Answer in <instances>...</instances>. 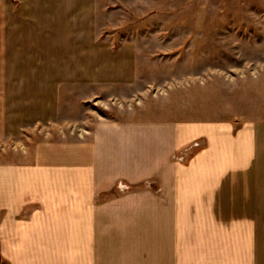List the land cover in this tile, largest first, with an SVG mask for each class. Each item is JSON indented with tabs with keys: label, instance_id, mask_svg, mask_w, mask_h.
<instances>
[{
	"label": "crops",
	"instance_id": "0c3cea01",
	"mask_svg": "<svg viewBox=\"0 0 264 264\" xmlns=\"http://www.w3.org/2000/svg\"><path fill=\"white\" fill-rule=\"evenodd\" d=\"M137 54L103 37L96 0H0V144L49 134L0 164V264H264V121L92 114ZM65 124L77 136L52 139ZM147 181L159 194L116 191Z\"/></svg>",
	"mask_w": 264,
	"mask_h": 264
},
{
	"label": "rangeland",
	"instance_id": "374dc122",
	"mask_svg": "<svg viewBox=\"0 0 264 264\" xmlns=\"http://www.w3.org/2000/svg\"><path fill=\"white\" fill-rule=\"evenodd\" d=\"M96 7L103 37L133 42L138 54L134 84L101 90L87 105L92 114L120 122L264 121V0H96ZM47 131L29 128L1 143L0 164L29 159ZM49 131L52 139L78 132L70 124ZM126 186L117 193L160 191L155 181Z\"/></svg>",
	"mask_w": 264,
	"mask_h": 264
},
{
	"label": "built area",
	"instance_id": "2783aa9c",
	"mask_svg": "<svg viewBox=\"0 0 264 264\" xmlns=\"http://www.w3.org/2000/svg\"><path fill=\"white\" fill-rule=\"evenodd\" d=\"M197 145V144H196ZM198 147V146H197Z\"/></svg>",
	"mask_w": 264,
	"mask_h": 264
}]
</instances>
